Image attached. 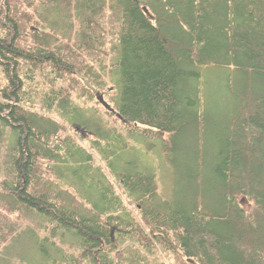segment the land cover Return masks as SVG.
Masks as SVG:
<instances>
[{
	"label": "trees",
	"instance_id": "16d2710c",
	"mask_svg": "<svg viewBox=\"0 0 264 264\" xmlns=\"http://www.w3.org/2000/svg\"><path fill=\"white\" fill-rule=\"evenodd\" d=\"M205 67L224 71V109L203 103ZM0 68V251L36 212L42 250L76 240L54 264H160L157 248L173 264H264V0H0ZM109 72L113 110L76 101L101 102ZM136 136L161 148L172 197Z\"/></svg>",
	"mask_w": 264,
	"mask_h": 264
},
{
	"label": "rangeland",
	"instance_id": "374dc122",
	"mask_svg": "<svg viewBox=\"0 0 264 264\" xmlns=\"http://www.w3.org/2000/svg\"><path fill=\"white\" fill-rule=\"evenodd\" d=\"M2 9V8H1ZM50 21L44 22V25H48ZM31 38L33 40V37H30V34L28 35V39ZM20 40V39H19ZM113 41L110 39V44L113 47ZM51 48V46H49ZM106 49H109V46L106 47ZM111 51V50H110ZM112 52V51H111ZM113 53V52H112ZM40 55H37V58H39ZM99 58V57H98ZM108 59V58H107ZM110 61L107 60V63ZM51 66L46 64L45 69H41V67L36 70L35 72H38L42 78L43 74L50 73L51 70L49 69ZM211 69H208L207 67L204 68L201 74L200 78V85L202 87L201 97L203 100L204 105L210 104L211 107L217 106L220 109H224L226 104L231 105L233 96L231 95V90L228 84V80L224 76V71L218 70L215 68L210 67ZM2 68H0V87H3L6 85L7 80L6 77L3 78L2 74ZM105 80L107 81V87L105 90H103L104 97L102 95V98L100 101L97 100V103H93L89 101V98H76V101L81 104H87V105H98L99 109L105 114L108 112V109H111V104H114L113 102V91L115 89V85L118 81V75L113 72H109V76L105 77ZM35 82L38 83L39 87L41 88L43 85L39 82V79H36ZM35 82L33 83H25V86L28 88H33L35 90ZM51 83V82H50ZM44 84L47 88L51 86V84ZM1 90H3L1 88ZM36 91V90H35ZM39 92L33 93L34 100H36V103H30L32 105L37 106L36 109L47 112L45 109H42L40 105H43L41 101V97L38 94ZM2 97V94L0 93V99ZM96 100V99H95ZM32 101V100H31ZM111 104H110V103ZM229 108V107H228ZM51 116L55 118H59V116L56 113L51 112ZM114 117H110L109 120L114 123L115 125L119 126L124 133H128L129 129L127 126H122V121ZM73 132L77 133L75 130H72ZM78 132H81L82 130L80 128H77ZM145 138V137H144ZM152 138V137H151ZM152 140H154L152 138ZM129 141L132 145H134L138 152L135 154L136 156H140L137 158L138 164L142 168L148 167L149 165L152 167H155L157 171V182L159 191L164 196H170L172 197V187H173V173L168 167V165L163 161L162 155H161V148L158 146H152V148H147L149 145L148 139H143L140 136L136 137H130ZM83 146H85L87 149H89L96 159V163L100 165H105V162L98 156V154L90 148V144L86 140L81 141ZM126 152H132V150H126L124 153H122L123 157H127L129 153H127L125 156L124 154ZM134 153V151H133ZM163 154V153H162ZM110 180L113 184L116 185L118 188V191L123 195L122 198L125 200V203L133 210L134 214H138L137 208H135L134 204L128 203L129 200L126 199L125 195L123 194L121 183L117 182L113 177H110ZM121 186H120V185ZM120 187V188H119ZM242 205L246 206L248 209H252L254 204L252 201L249 200V198L244 197L242 200ZM44 216L40 215L38 213H34L30 218L25 219L22 224L20 225L18 229V235L17 238L14 240L13 243H8L5 248L1 249L0 251V264H54L51 260V254L53 255V252H56L57 254L60 253V248L65 249L66 253H73L77 251V244L76 240H73L71 233L66 232L62 235L55 236L51 241L54 240L55 244L52 245V247L46 248V250H42L39 245L37 244V237L36 234L38 233V236L44 238L46 235L49 234V226L47 225L45 228L44 224ZM42 227V228H41ZM51 230V229H50ZM67 234V235H66ZM72 236V237H71ZM67 238L68 241L64 242V239ZM127 245V242L123 245L124 247ZM71 246V247H69ZM79 253V251H78ZM123 248H120L119 251L115 252V254L119 256H123ZM67 255V254H66ZM148 258L152 261H158L160 264L162 261L165 264H173V261L165 257V254L161 249L157 248L156 253H148ZM60 257V256H59ZM80 264H84V261L81 260L79 262Z\"/></svg>",
	"mask_w": 264,
	"mask_h": 264
},
{
	"label": "water",
	"instance_id": "95a60500",
	"mask_svg": "<svg viewBox=\"0 0 264 264\" xmlns=\"http://www.w3.org/2000/svg\"><path fill=\"white\" fill-rule=\"evenodd\" d=\"M100 97V99L102 98V96H99ZM111 109H112V107H111ZM110 109V110H111ZM113 110V109H112ZM118 117L122 120V118H121V116H120V114H118ZM114 235V230L112 231V236ZM114 237V236H113ZM113 240H114V238H113Z\"/></svg>",
	"mask_w": 264,
	"mask_h": 264
}]
</instances>
